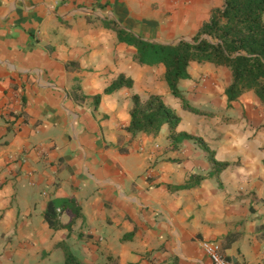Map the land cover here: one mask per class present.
Listing matches in <instances>:
<instances>
[{
	"label": "crops",
	"instance_id": "obj_1",
	"mask_svg": "<svg viewBox=\"0 0 264 264\" xmlns=\"http://www.w3.org/2000/svg\"><path fill=\"white\" fill-rule=\"evenodd\" d=\"M223 3L0 0V264H63L60 243L82 264H212L203 241L234 264H264V105L253 91L229 101L230 70L190 62L178 88L202 113L184 109L164 65L136 62L115 29L193 40ZM119 75L132 87L104 94ZM133 95L159 96L176 133L228 167L214 174L203 148L174 145L167 125L130 133ZM70 198L80 215L57 208L51 229L48 203Z\"/></svg>",
	"mask_w": 264,
	"mask_h": 264
},
{
	"label": "trees",
	"instance_id": "obj_2",
	"mask_svg": "<svg viewBox=\"0 0 264 264\" xmlns=\"http://www.w3.org/2000/svg\"><path fill=\"white\" fill-rule=\"evenodd\" d=\"M115 29L120 41H127L136 48V62L142 65H164V78L168 88L174 97L182 100L184 109L202 113L183 100L178 88L179 81L187 76L190 62L228 68L231 72V83L226 88L225 95L229 101L236 100L245 92L253 91L264 105V0H224L223 6L214 8L209 19L199 27L193 36L192 44L183 40L168 45L153 44L127 35L117 27ZM132 84L130 78L119 75L104 90V94H110L123 87L130 89ZM94 99L98 102L100 95ZM129 114L127 130L130 133L142 132L156 136L161 127L167 125L169 137L174 145L183 139H191L203 148L214 166V174L228 167L227 162L215 160L214 152L202 139L176 133L180 118L159 96L152 95L142 101L138 95H133ZM194 185L195 183H186L177 189ZM57 208H61L60 211L69 210L74 217L80 215L79 207L73 198L60 203L49 202L44 212V220L51 229L60 226ZM233 238V235L227 237L229 241ZM59 247L64 253L63 264H82L65 243H60Z\"/></svg>",
	"mask_w": 264,
	"mask_h": 264
},
{
	"label": "built area",
	"instance_id": "obj_3",
	"mask_svg": "<svg viewBox=\"0 0 264 264\" xmlns=\"http://www.w3.org/2000/svg\"><path fill=\"white\" fill-rule=\"evenodd\" d=\"M201 247L212 264H234L230 259L222 255L218 244L203 241L201 242Z\"/></svg>",
	"mask_w": 264,
	"mask_h": 264
},
{
	"label": "water",
	"instance_id": "obj_4",
	"mask_svg": "<svg viewBox=\"0 0 264 264\" xmlns=\"http://www.w3.org/2000/svg\"><path fill=\"white\" fill-rule=\"evenodd\" d=\"M205 38L208 39V37H205ZM181 40L186 41V42H189V43H191V44L193 43V40H191V39H184V38H183V39H181ZM172 44H174V43H172Z\"/></svg>",
	"mask_w": 264,
	"mask_h": 264
}]
</instances>
